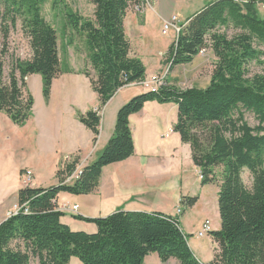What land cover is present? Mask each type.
<instances>
[{
    "label": "trees",
    "instance_id": "trees-1",
    "mask_svg": "<svg viewBox=\"0 0 264 264\" xmlns=\"http://www.w3.org/2000/svg\"><path fill=\"white\" fill-rule=\"evenodd\" d=\"M46 0H0V113L5 112L23 127L33 116L34 98L27 79L41 75L43 95L49 99L55 79L63 69L59 38L42 17ZM146 0H91L93 19L68 12L72 29L85 37L88 61L95 72L84 71L100 99V106L79 114L80 122L96 138L100 134L102 109L116 93L146 79L143 62L132 56L125 19L133 7ZM258 1L213 0L181 24L168 54L170 70L193 63L203 50L216 59L211 81L205 88L179 89L165 80L157 92L133 97L118 112L115 132L92 164L80 170L79 178L66 183L80 162L75 157L57 173L59 185L49 188L25 186L18 193L19 210L0 223V264H143L158 254L163 263L204 264L193 253L180 219L162 212L118 211L106 218L77 219L95 224V234L73 231L62 222L58 210L61 193L89 195L99 186L105 167L130 159L135 144L130 117L149 102L178 106L175 132L192 148L193 161L203 185H217L222 227L210 232L218 244L214 260L207 264H264V74H253V63L264 65V14ZM22 21L30 41L32 58L16 61L9 79L3 60L8 54L10 27ZM235 33L230 36L228 31ZM72 43V42H70ZM245 113L259 125L252 127ZM248 171V187L243 173ZM196 197H184L183 208L193 207Z\"/></svg>",
    "mask_w": 264,
    "mask_h": 264
},
{
    "label": "crops",
    "instance_id": "crops-1",
    "mask_svg": "<svg viewBox=\"0 0 264 264\" xmlns=\"http://www.w3.org/2000/svg\"><path fill=\"white\" fill-rule=\"evenodd\" d=\"M204 6L201 5L198 11ZM152 11L156 12L150 6L142 12H128L125 19L132 56L143 62L146 79L162 74L169 50L177 39V35H174L164 48L153 46L152 26L155 32L162 33L164 23L176 15L174 12L171 16L170 13L160 14L154 24L151 22ZM202 58L196 57L193 63L200 66ZM84 61L87 62L86 55ZM87 64L95 78L90 63ZM173 69L168 74L171 81H174ZM86 84L93 91V96L83 104L77 88ZM145 92L139 83L120 89L102 109L100 134L96 138L78 118L79 114L100 106V99L92 89L90 79L77 70L55 79L49 99L45 98L44 116L36 124H32L35 118H31L21 128V136L28 144V151L25 160L17 163L19 169L16 184L0 188V223L17 212L11 210L17 205L19 191L25 187L22 175L26 170L33 172L31 187L49 188L59 185L58 171L75 157L79 156L82 167L92 164L114 135L119 110L133 97ZM177 120L178 106L173 103L149 102L141 112L132 115L130 127L135 144L134 155L124 162L105 167L99 186L93 193L79 196L61 193L56 202L58 210L65 213L62 222L73 231L95 234L98 230L95 224L79 220L76 216L96 219L106 218L118 211H145L162 212L179 218L182 199L196 197L198 201L193 207L182 210V217L179 218L181 227L191 236L189 245L197 259L204 264L213 261L218 244L211 233L220 231L222 227L218 197L220 189L217 185L202 184L191 146L184 144L180 134L174 130ZM65 206H78V210H64ZM207 221L211 224V233L200 238L198 233ZM143 264L179 262L171 259L163 263L158 254H151Z\"/></svg>",
    "mask_w": 264,
    "mask_h": 264
},
{
    "label": "rangeland",
    "instance_id": "rangeland-1",
    "mask_svg": "<svg viewBox=\"0 0 264 264\" xmlns=\"http://www.w3.org/2000/svg\"><path fill=\"white\" fill-rule=\"evenodd\" d=\"M213 0H146L145 6L139 10L133 7L129 10V13L142 12L147 7H154L155 11H152V21L154 24L159 19L158 15L170 13V16L175 14L178 17L179 24L188 18H190L195 11L200 9V6L211 2ZM241 2H250L252 0H239ZM258 1L259 14H264V0ZM176 11V12H175ZM71 12L80 17L93 19L94 7L91 0H46L42 5V17L50 23L58 33L60 58L63 63V69H70L72 71L77 70L80 73L84 71L90 72L92 75L87 57V50L85 45V37L80 32H76L72 29L67 21V14ZM169 16V17H170ZM172 17V16H171ZM170 19V18H169ZM150 22V24H151ZM152 25V24H151ZM150 25V26H151ZM154 29L152 38L153 46L159 45L164 48L174 35H177L174 30L168 32L167 35H163L160 32H155ZM152 31V30H151ZM230 36L234 35L233 30L228 31ZM3 32L0 29V50L3 49ZM72 42V43H70ZM8 54L3 60L4 76L5 79H9L10 72L16 63V61H27L32 58V50L30 47V41L26 37L23 31L22 21H18L15 27H10V35L7 41ZM85 49V52H84ZM207 50L202 56V63L200 66H196L194 63L184 66H178L173 69L174 81L168 78L170 72V64H168V56L165 61L164 71L161 76H166V80L171 84L177 86L179 89H187L192 87L205 88L209 85L216 62L215 57ZM86 55L87 62L84 61ZM264 60V59H263ZM253 74H264V65L253 63L250 66ZM74 73V72H73ZM167 73V74H166ZM60 81V80H59ZM58 81V82H59ZM60 83L58 84V86ZM57 86V88H58ZM27 90L32 94L34 98L33 116L34 121L32 124H36L44 116L45 97L43 95V79L41 75L30 76L27 81ZM77 94L80 101L84 104L88 102L93 96V91L88 84L77 88ZM245 119L252 127H257L259 122L253 114L245 113ZM21 128L15 125L5 112L0 113V188H7L8 186L15 185L18 180V162H22L26 158L27 142L21 136ZM79 157V156H77ZM78 165H81V160ZM23 177V175H22ZM243 180L245 184L250 187L252 184V177L248 171L243 173ZM67 181V180H66ZM23 185L24 180H23ZM2 196L0 195V201ZM8 203V201H7ZM185 210L186 208H181ZM18 211V204L14 205L11 211ZM179 214V218L182 217V211ZM185 221V219H183ZM73 263L77 262L81 264L76 258L73 259ZM32 264H38V261L33 260Z\"/></svg>",
    "mask_w": 264,
    "mask_h": 264
},
{
    "label": "built area",
    "instance_id": "built-area-1",
    "mask_svg": "<svg viewBox=\"0 0 264 264\" xmlns=\"http://www.w3.org/2000/svg\"><path fill=\"white\" fill-rule=\"evenodd\" d=\"M144 6H145V4L143 5V7ZM136 9L139 10L140 7H136ZM180 26H181V23L179 24L178 17L172 16L169 20H167L164 23L162 33H163V35H167L169 31L174 30L178 36V34L181 30ZM206 51L207 50H203L201 52V54H204ZM165 80H166V76L156 75V76L150 77L149 79L148 78L145 79L144 81L140 82L139 85L142 86L145 91L155 93L164 84ZM82 168L83 167L81 165H78L77 170L71 176L67 177L66 183H72L74 180L78 179L79 175H80V170ZM200 178L201 179L203 178L201 173H200ZM23 180H24L25 186H30L33 182V172L26 170L23 174ZM64 210H70L72 212H76L78 210V206H73V207L65 206ZM180 212H181V210L178 211L179 214H180ZM15 213H17V212H15ZM210 232H211V224L209 221H207L203 225L202 230L198 233V237L202 238L204 236H207L210 234Z\"/></svg>",
    "mask_w": 264,
    "mask_h": 264
}]
</instances>
